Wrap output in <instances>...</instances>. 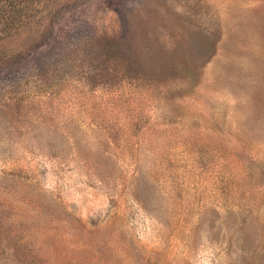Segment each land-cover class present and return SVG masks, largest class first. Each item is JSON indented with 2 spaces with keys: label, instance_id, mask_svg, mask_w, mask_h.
Segmentation results:
<instances>
[{
  "label": "rangeland",
  "instance_id": "374dc122",
  "mask_svg": "<svg viewBox=\"0 0 264 264\" xmlns=\"http://www.w3.org/2000/svg\"><path fill=\"white\" fill-rule=\"evenodd\" d=\"M21 2L0 264H264V0Z\"/></svg>",
  "mask_w": 264,
  "mask_h": 264
},
{
  "label": "trees",
  "instance_id": "16d2710c",
  "mask_svg": "<svg viewBox=\"0 0 264 264\" xmlns=\"http://www.w3.org/2000/svg\"><path fill=\"white\" fill-rule=\"evenodd\" d=\"M31 0H29L30 2ZM7 5H9L8 9L6 7L0 8L1 9V14H3L4 11L6 12L7 17H10L8 19V21L2 25L1 27L6 29L9 26H11L12 24H14L15 22H20V15H15L18 11H20V9H22L23 7H27V4H25L24 2H21V0H8Z\"/></svg>",
  "mask_w": 264,
  "mask_h": 264
}]
</instances>
